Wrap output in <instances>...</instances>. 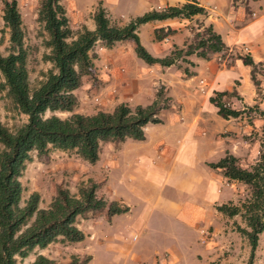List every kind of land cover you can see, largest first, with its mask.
Instances as JSON below:
<instances>
[{
  "label": "trees",
  "instance_id": "trees-1",
  "mask_svg": "<svg viewBox=\"0 0 264 264\" xmlns=\"http://www.w3.org/2000/svg\"><path fill=\"white\" fill-rule=\"evenodd\" d=\"M1 20L7 29V52L0 51V87L5 89L14 107L25 114V121L15 129H8L0 121V264H16V258H23L34 247H44L57 237L77 241L83 232L75 224V218L86 211L105 208L108 215L127 209L115 199L106 200L95 191L96 183L80 184L72 193L68 188L56 185L47 205L38 206L39 194L30 191L21 201L22 185L19 176L30 158V151L44 154L50 144L60 149H72L82 159L94 162L98 157L101 141H122L125 138L143 139V126L147 122H158L157 112L167 105L162 87L154 92V98L146 104L130 106L126 102L116 103L111 110H97L93 113L72 111L65 117L54 113L44 115L45 110H69L77 104L72 89L78 87L83 75L95 81L91 48L99 39L105 47L117 40L129 39L137 57L145 63L159 65L174 64L183 76L193 73L196 63L190 57L207 59L215 53L224 56L228 47L212 23L205 21L206 8L197 0H184L179 4H167L151 8L132 16L123 24L110 22L105 10L97 5L92 14L94 28L84 25L71 29L59 0H38L36 20L41 24L47 48L41 57L51 66L42 72L34 86L28 82L26 49L23 43L24 31L21 14L16 0H1ZM189 39L182 45L171 44L167 53L151 54L139 41L136 27L144 21L167 17L191 18ZM173 29L156 27L153 37L162 39ZM228 57H237L249 66V78L255 92H262L257 73L261 62L252 59L248 52L230 50ZM237 96L234 88L214 90L208 100L216 107L222 118L236 117L246 109H254L263 117L264 90L257 101L244 104L242 108L230 105L228 98ZM217 168L228 180H235L246 186V195L237 202H222L215 209L224 215L239 214L243 225L234 223L235 230L245 237L249 253L245 264H251L258 234L264 231V132L258 137L257 155L240 162L239 157L225 150L215 160L207 162ZM85 259V258H84ZM82 261H85V260ZM27 264H57L42 253H36Z\"/></svg>",
  "mask_w": 264,
  "mask_h": 264
},
{
  "label": "rangeland",
  "instance_id": "rangeland-1",
  "mask_svg": "<svg viewBox=\"0 0 264 264\" xmlns=\"http://www.w3.org/2000/svg\"><path fill=\"white\" fill-rule=\"evenodd\" d=\"M20 4L18 8L22 14L28 82L30 86H34L42 78V72L49 68L51 63L41 57L47 48L43 44L45 32L33 15L38 0H25ZM7 36V29L0 21V51L2 53L7 52ZM229 52L230 50H227L225 55ZM168 74L166 72L163 79L170 84L169 93L173 98H180L183 101L184 87L179 84L178 79ZM154 80L155 74L151 70L137 77L139 90L134 93L133 99L129 100L130 106L134 105L132 104L134 102L146 103L150 100ZM82 84L80 91L75 94L77 104L71 111L45 110L44 115L54 113L59 117H65L72 111L93 113L101 110L97 92L89 91L90 86L95 82L92 83L88 76L83 75L80 85ZM248 90L247 85L242 88L245 95ZM258 93L262 94V92ZM198 100L196 98L193 109H189L193 105V100L187 101L188 108L183 114L185 120L190 119L198 105ZM232 100V96L228 98L230 105L234 106ZM245 113L244 118L251 125L247 135L250 142L249 154L244 156V162H247L257 155L258 137L264 132V124L263 117L254 109H246ZM161 115L163 122H149L147 125L146 140L129 138L133 144L123 149L120 166L113 169L108 182H105L106 161L114 159V154L123 140L101 141L98 157L94 162L82 159L72 149H60L50 144L44 154L38 155L34 149L30 151V158L26 161L19 176L22 185L21 201L30 191L36 190L39 194L38 206L44 207L54 193L56 185L66 187L70 192L75 193L80 184L91 180L96 183V193L106 200L115 199L112 197L113 192L128 199L132 206L131 215L135 223L130 226L127 214L108 215L105 208L86 211L75 218L76 226L83 232L80 240L68 241L57 237L44 247L32 248L25 257H17L16 264H27L36 253L48 256L57 264L246 263L249 253L247 240L234 228V223L243 225L239 214L218 216V231L216 232L224 239L227 237V241L225 245L219 246L216 252L211 246V253L206 259L203 260L202 255L194 250H189L181 254V261L173 260L171 245L186 250L188 243L192 241L196 240L199 244H204L206 240H211V237L216 238L212 228L199 229L200 220L194 218L192 223L187 221L188 216L184 210L188 203L200 204L202 202V181H200L201 177L198 179L196 176L199 173L201 175L203 170L199 157L206 152L207 157L214 158L217 150L215 140L213 138L210 140L207 138L208 134L201 133L194 136L198 142L193 154H186L183 157L175 154L179 126L169 123L167 115L163 113ZM0 121L10 130L25 121V114L14 107L2 87H0ZM213 125L216 123L213 122ZM161 142L173 148L171 154L164 156L160 153ZM140 155L144 158L140 159ZM188 156H192L190 161H187ZM194 161L196 163L191 164ZM150 165H153L152 169ZM111 166L113 168V164ZM246 190L245 185H239L237 200L246 195ZM227 193L223 192L220 196L224 197ZM237 200L228 201L237 202ZM203 216L206 221L208 219L210 222H217L210 206H205ZM258 243L259 246L254 248L251 264H264V235H261ZM83 259L85 261H82Z\"/></svg>",
  "mask_w": 264,
  "mask_h": 264
},
{
  "label": "crops",
  "instance_id": "crops-1",
  "mask_svg": "<svg viewBox=\"0 0 264 264\" xmlns=\"http://www.w3.org/2000/svg\"><path fill=\"white\" fill-rule=\"evenodd\" d=\"M21 1L25 0H17V6L21 5ZM182 1L184 0H59L64 8L67 23L73 30L80 28L82 25L88 29L94 28L92 14L97 5H100L105 10L110 22L123 24L132 16L145 10L159 8L167 4H179ZM197 3L206 8L207 14L204 20L212 23L213 28L220 34L227 45V50L235 48L241 52H248L254 61L261 62V65H264V2L262 0H197ZM1 6L0 0V14ZM36 10L37 6L33 12L34 17L36 16ZM196 17L197 15L191 18L167 17L144 21L137 25L136 33L140 43L151 54L161 56L167 53L172 43L182 45L183 42L189 39V25L194 23ZM0 21H2L1 16ZM189 22L190 24H188ZM167 26L173 31L166 34L162 39L153 37L154 28H166ZM91 51L94 53L95 84L90 86L89 91L95 90L97 92L96 95H98L101 110H110L118 102L131 104L129 100L133 99L134 93L139 90L137 77L139 78L144 72L151 70L155 74V80L152 84L150 100L146 103H149L154 98L155 90L161 86L162 95L166 97L167 105L158 110L157 113L160 118L158 122H163L161 115L163 113L168 116L169 123L179 126V132L176 135L178 137L176 138V140L178 139V145L175 154H179L182 157L186 154H193L197 148L198 141L194 138L197 134H208L207 138L215 140L216 157L209 158L206 152L199 157L203 170L201 175L199 173L196 176H198V179L201 177L200 181H202V202L200 204L188 203L184 212L188 216L187 221L190 223H192L194 218L200 220L199 229L212 228L216 238L212 239L211 237V240H206L204 244H199L196 240L192 241L188 243L186 250L176 245L170 246L173 250V260L181 261V254H185L189 250H194L202 255L203 260L206 259L211 253V246L216 252V249L225 245L227 241V237L224 239L222 235H218L216 232L218 231V216L222 213L215 209V205L228 200H237L239 185H241L238 181L225 178L217 168L208 166L207 162L215 160L225 150L238 156L240 162H244V156L249 154L250 142L247 135L251 127L249 121L245 120L244 113L236 117L219 118L216 113V107L208 100V96L214 90L234 88L238 97L232 95V101L235 104L233 107L242 108L244 104H251L255 101L261 107L262 101L260 100L262 99L258 96L259 93L255 92L254 85L249 78V66L243 64L237 57L231 58L227 55L219 57L218 53L211 55L207 59H199L192 56L190 58L196 64L191 67L193 73L185 77L174 64L159 65L158 63L143 62L142 59L135 55L132 42L129 39L117 40L110 47L103 46L100 40L97 39ZM260 71L264 73V66H261ZM166 72L169 73L168 75L178 79L179 84L184 87L185 98L183 101L180 98H173L169 93L170 84L163 79ZM257 75L260 80L259 86H264V78L261 73H257ZM245 85L249 87L247 95L242 91ZM82 86L83 84L72 89V93L75 95ZM260 90L263 92L264 89ZM196 98L199 99L198 105L191 114L190 119L185 120L183 114L185 113L184 110L188 108L187 101L193 100L192 107H189V109H193ZM137 103L139 102L132 104ZM213 122L216 125H213ZM148 124L149 122L143 126V139L145 140ZM125 139L114 154V159L106 161L105 182H108L113 169L120 166L123 149L133 144V141L130 140L132 138ZM161 144L160 153L164 156L171 154L173 148L169 147L165 142H161ZM192 156H188L187 161H190ZM141 158L144 157L140 155ZM194 163L196 161L191 162V164ZM150 167L152 169L153 165H150ZM223 192L228 193L221 197L220 195ZM112 197L127 206V209L119 212V214L129 215L130 226L134 225L135 222L131 215L132 206L129 200L114 192ZM205 206H210L217 222L205 220L203 216ZM261 235H264V231L258 234L259 240ZM258 239L255 248L259 246Z\"/></svg>",
  "mask_w": 264,
  "mask_h": 264
}]
</instances>
